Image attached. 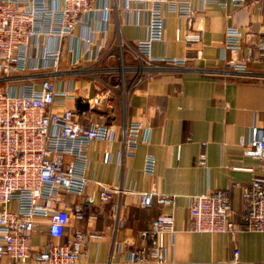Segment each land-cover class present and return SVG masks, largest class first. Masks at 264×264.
I'll return each instance as SVG.
<instances>
[{"label": "crops", "instance_id": "crops-1", "mask_svg": "<svg viewBox=\"0 0 264 264\" xmlns=\"http://www.w3.org/2000/svg\"><path fill=\"white\" fill-rule=\"evenodd\" d=\"M199 8V0H191ZM108 6V20L101 23V12L89 15L90 25H78L72 37L63 39L64 53L60 69L64 71L54 79L57 91L66 90L73 96L57 95L54 108L77 109V101H89L93 114L103 112L106 122L117 131L133 122L149 129L147 142L140 143L133 156H119L121 143L91 141L87 149L86 192L96 193L101 185L123 190L107 203L95 199L87 220L71 217L65 236L75 229L86 235L81 264H140L131 260V254L143 242L141 231L150 227L159 213H172L174 233L167 237L168 256L173 264H251L264 261V232L241 230L231 236L226 232L205 233L187 230L188 198L215 189L228 192L230 216L239 221L244 212L247 189L258 160L244 155L241 139L247 141L250 129L260 127L264 120V51L258 42L264 34V15L256 4L236 8L227 4L225 9L211 5L201 12L204 30L201 40L188 49L184 42L187 23L183 17L165 10L163 38L152 44V55L158 58H183L179 64L157 63L151 75L130 85L126 74L125 95L106 97L113 92L115 83H109V65L116 61L117 44H123V61L127 67L137 65L135 42L147 34V15L136 16L123 10L124 0H94L93 6ZM136 20H139L136 23ZM103 26L105 47L97 61H81L71 66V58L79 56L81 40L92 37L95 43L101 34L92 33L93 25ZM234 25L243 34V50L231 52L224 48L225 30ZM179 31L180 38L176 39ZM52 44V41L50 42ZM55 45V41L53 42ZM92 46V45H91ZM251 50V60L243 71L228 66L231 56L241 60L244 50ZM94 50V49H93ZM200 51V55L197 51ZM89 70L77 75L75 69ZM92 70L96 73L92 74ZM101 74H105L104 80ZM95 100V102H94ZM110 154L104 163L103 153ZM155 157L154 173L143 171L147 154ZM155 189L158 194L171 195L173 203L151 208L136 204V194ZM126 191H132L128 193ZM97 197V196H96ZM72 200L76 197H71ZM120 202L123 226L117 227L111 205ZM47 226L41 222L31 235V257L27 264H42L34 260L49 240ZM172 243V245L170 244ZM238 250L237 263L233 251Z\"/></svg>", "mask_w": 264, "mask_h": 264}, {"label": "built area", "instance_id": "built-area-1", "mask_svg": "<svg viewBox=\"0 0 264 264\" xmlns=\"http://www.w3.org/2000/svg\"><path fill=\"white\" fill-rule=\"evenodd\" d=\"M94 0H0V264H27L31 257V235L42 223L47 226L49 240L34 256L42 264H81L82 248L87 235L75 229L65 242L71 217L94 218L91 213L95 199L107 203L123 190L101 185L98 192L87 193V149L91 141L119 140V156H133L140 143L147 142L149 129L133 122L116 129L106 122L103 112L93 114L88 101L86 109L56 110V96H73L64 90L57 91L54 79L65 72L60 69L64 53L63 39L72 37L74 29L90 25L93 11L101 12V23L108 20V6H93ZM191 0H124L123 10L138 19L147 15V34L135 42L138 64L127 67L123 61V44H117L114 55L121 67L119 82L125 95L126 74L134 88L149 77L157 63L179 64L183 58H158L152 55V44L163 38L165 10L183 17L187 31L183 37L189 49L201 40L204 23L201 12L211 5L223 9L227 4L236 8L256 4L264 15V0H199L193 8ZM139 20H136L138 23ZM92 33L101 34L98 43L92 37L81 40L79 56L71 58L70 65L81 61H97L105 47L103 26L93 25ZM243 34L230 25L225 30L224 48L231 52L242 51ZM180 38L179 31L176 39ZM52 41V44L50 43ZM55 41V45L53 42ZM92 45V46H91ZM264 51V34L258 42ZM94 49V50H93ZM200 55V51H197ZM251 60V50H244L241 60L231 56L228 66L243 71ZM120 70V68H118ZM115 69L109 65L107 73ZM89 70L78 68L77 75ZM96 73L92 70V74ZM95 102V100H94ZM242 153L258 160L247 189V203L239 221L230 216L228 192L215 189L188 198L189 232L220 233L231 236L236 232H264V120L260 127L250 129L247 141L241 139ZM108 151L103 162H109ZM155 157L147 154L143 171L154 173ZM133 193L132 191H126ZM136 194V204L151 208L154 201L161 205L173 203L171 195L158 194L155 189ZM97 196V197H96ZM71 197H76L72 200ZM120 202L111 205L117 227L123 226ZM172 213H159L147 230L141 231L143 244L132 254L131 260L140 264H173L169 259L167 237L174 233ZM172 245V243H170ZM238 250L233 251L237 263ZM183 264V263H181ZM251 264H264V261Z\"/></svg>", "mask_w": 264, "mask_h": 264}, {"label": "rangeland", "instance_id": "rangeland-1", "mask_svg": "<svg viewBox=\"0 0 264 264\" xmlns=\"http://www.w3.org/2000/svg\"><path fill=\"white\" fill-rule=\"evenodd\" d=\"M111 66H113V68L115 69V71H113V73H111L109 76H107V77H110V82L109 83H118L119 82V79H120V74H121V67H119V63H118V61L116 60L114 63H112V65ZM118 68H120V70H118ZM106 75L105 74H101V79L102 80H104V77H105ZM104 94V96H103V98H102V100H104L106 97H108V95L109 96H114V97H116V98H118V97H120V95H121V86L119 85L118 86V88H115L114 90H113V92H108V94L107 93H105V91L103 92ZM121 98V97H120Z\"/></svg>", "mask_w": 264, "mask_h": 264}, {"label": "trees", "instance_id": "trees-1", "mask_svg": "<svg viewBox=\"0 0 264 264\" xmlns=\"http://www.w3.org/2000/svg\"><path fill=\"white\" fill-rule=\"evenodd\" d=\"M88 107V105L86 103H82L81 100L77 101V109L81 110V109H86Z\"/></svg>", "mask_w": 264, "mask_h": 264}]
</instances>
